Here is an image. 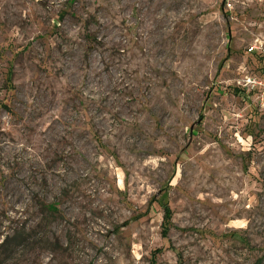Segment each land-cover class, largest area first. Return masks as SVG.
I'll list each match as a JSON object with an SVG mask.
<instances>
[{
  "label": "rangeland",
  "instance_id": "374dc122",
  "mask_svg": "<svg viewBox=\"0 0 264 264\" xmlns=\"http://www.w3.org/2000/svg\"><path fill=\"white\" fill-rule=\"evenodd\" d=\"M263 70L264 0H0V264H264Z\"/></svg>",
  "mask_w": 264,
  "mask_h": 264
},
{
  "label": "built area",
  "instance_id": "2783aa9c",
  "mask_svg": "<svg viewBox=\"0 0 264 264\" xmlns=\"http://www.w3.org/2000/svg\"><path fill=\"white\" fill-rule=\"evenodd\" d=\"M244 83L248 86L249 91L255 90L258 98L261 101H264V80H258L255 77H248Z\"/></svg>",
  "mask_w": 264,
  "mask_h": 264
},
{
  "label": "trees",
  "instance_id": "16d2710c",
  "mask_svg": "<svg viewBox=\"0 0 264 264\" xmlns=\"http://www.w3.org/2000/svg\"><path fill=\"white\" fill-rule=\"evenodd\" d=\"M49 210L50 211H53V209L49 206ZM170 215H171V211H170V208L168 207V206H165L164 207V216H163V220H164V226H163V229H162V231H161V234H162V237H166L167 236V231H168V228H167V226H166V223L169 221V219H170ZM8 242L7 241H5L4 243H3V246H5L6 244H7ZM160 252V249H155L154 250V252H153V254L155 255L156 253H159Z\"/></svg>",
  "mask_w": 264,
  "mask_h": 264
}]
</instances>
